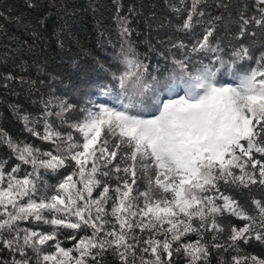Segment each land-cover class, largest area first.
Returning <instances> with one entry per match:
<instances>
[{
    "label": "snow or ice",
    "instance_id": "snow-or-ice-1",
    "mask_svg": "<svg viewBox=\"0 0 264 264\" xmlns=\"http://www.w3.org/2000/svg\"><path fill=\"white\" fill-rule=\"evenodd\" d=\"M258 4V15L237 21L238 38L250 36L251 43L241 40L226 53L214 44L222 17L201 20L205 0H192L181 30L207 25L191 53L208 63L182 54L165 74L150 70L146 53L122 44V69L101 86L105 102L76 109L61 100L56 112L46 102L43 133L28 128L55 144V154L7 141L33 170L20 176V165L7 171L0 162V249L11 254L0 264H103L106 254L117 264H209L212 250L231 253L220 264H264L241 248L253 238L264 242V196L252 198L249 209L232 194L254 186L264 192V53L255 67L240 65L252 59L256 34L249 26L264 34V0ZM118 26L122 37L131 36L127 18ZM73 111L81 118L69 124ZM56 117L72 131L60 130ZM22 119L26 126L40 122ZM69 165L71 173L55 185L40 173ZM137 179L144 191L134 188ZM25 221L51 230L22 227ZM61 236L73 245L63 246Z\"/></svg>",
    "mask_w": 264,
    "mask_h": 264
},
{
    "label": "trees",
    "instance_id": "trees-1",
    "mask_svg": "<svg viewBox=\"0 0 264 264\" xmlns=\"http://www.w3.org/2000/svg\"><path fill=\"white\" fill-rule=\"evenodd\" d=\"M192 0H0V162L7 171L20 165L19 175L32 172L31 164L22 163L7 142L23 147L32 145L41 153L57 151L51 141L33 135L28 128L35 127L43 133L42 111L44 104L51 101L49 110L59 111L55 105L63 100L76 109L91 107L92 103L105 102L100 95L101 86L112 82V74H119L122 64L117 54L123 44L125 49L131 44L143 56L147 54L150 70L158 66L160 72L171 68L172 58H182L191 53L192 46L201 38L206 24H196L190 32L181 26L190 11ZM29 5H32L31 7ZM222 5H227L223 7ZM207 20L211 16H221L217 22L215 43L228 53L239 47L241 40L249 44L252 37L238 38L240 15L245 18L258 15V0H205L202 5ZM125 17L132 30L130 37H122L119 29L120 18ZM43 21V23H41ZM255 43L251 45L252 59L240 65L243 69L255 67L264 53V34L254 25ZM183 41V49L173 44ZM160 53H164L163 56ZM209 56L215 55L212 53ZM195 60L204 54L191 53ZM165 57L168 59L166 60ZM227 58V56L225 57ZM165 74H167L165 72ZM11 75L13 80L7 79ZM21 77L23 80H21ZM226 80L230 77L225 76ZM30 115L38 123L25 125L22 117ZM68 123L81 118L79 111L66 114ZM54 124L62 131H72L60 118ZM74 136L79 134L73 131ZM72 171L71 165L58 172L40 173L48 184L55 185ZM115 184V180L109 181ZM134 188L144 191L145 183L137 179ZM99 189L94 191L96 196ZM232 194L252 208L251 199L261 198L264 192L258 186L249 190H233ZM225 223L243 226L236 217H226ZM22 227L51 230L49 225L37 222H22ZM70 231V230H69ZM68 233H65V236ZM90 235L81 233L80 235ZM61 236L63 246L71 247L74 241ZM195 239V237H192ZM244 255L264 258V242L250 239L242 244ZM231 253L217 254L212 250L209 264H220L230 259ZM0 259L9 261L11 254L0 249ZM103 264H117L116 259L106 254ZM179 264H184L183 259Z\"/></svg>",
    "mask_w": 264,
    "mask_h": 264
}]
</instances>
